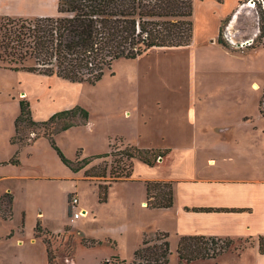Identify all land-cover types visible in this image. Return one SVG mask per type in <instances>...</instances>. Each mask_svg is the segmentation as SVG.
I'll return each instance as SVG.
<instances>
[{
	"label": "crops",
	"instance_id": "obj_1",
	"mask_svg": "<svg viewBox=\"0 0 264 264\" xmlns=\"http://www.w3.org/2000/svg\"><path fill=\"white\" fill-rule=\"evenodd\" d=\"M216 2L222 14L217 18V34L212 35V48L222 52L228 64L231 60L235 63L239 61V66L234 64V68L246 72L249 68L248 56L259 49L251 47L259 30V18L253 19L252 30L247 36L236 37L237 29L247 18L241 1L234 0L231 8H226L225 0ZM58 14V0H0V18L33 19ZM230 18L226 32L223 30L224 39L231 47L227 48L218 42V38L222 26ZM204 40L198 41L194 29L191 45L154 49L140 57L154 55L158 58L156 63L151 62L153 66L147 67V75L156 81L113 84L106 93L100 112V127L104 129L106 125L102 138L105 148L91 156L110 152L115 139L144 149L167 151L153 166L134 159L132 178L121 181L140 184L143 190L147 181L168 182L173 184L174 189V205L167 209H151L153 223L147 224L146 228L140 227L139 243L133 247V257L145 236L164 232L169 234L173 252L177 251L180 239L186 236L232 239L235 242L245 241L247 245L240 251L220 255L215 259L218 264H226L224 260H232L235 264H264V255L258 245V238L264 236V127L261 125L264 121V82L197 80L199 72L214 69L205 57L206 49L200 47L206 46L199 44ZM228 64L213 63L217 71ZM0 69L7 70L1 66ZM159 75L174 81H158L161 78ZM50 82L55 84V91L50 98H45L44 91L51 90L47 87ZM67 83L70 82L21 81L18 104L21 99H27L33 118L45 121L56 112L79 104L73 88ZM254 85L258 89H254ZM252 100L256 105L254 113L249 112ZM255 123L260 126L254 127ZM95 127L96 122L90 119L84 126L57 135V144L59 147L66 142L72 145L79 132L93 133ZM75 147L77 149L78 146ZM20 151V166L3 165L0 176V181H13L7 183L2 194L13 198L12 214L19 203L16 186L22 187L24 181L31 184L30 205L33 203L32 208L36 209L41 222L42 215L57 213V209L62 208L60 204L67 213V195L70 193L75 192L80 205L82 200L78 193L81 182H95L84 180L83 172L86 170L75 173L65 166L45 137H40L32 146L22 147ZM51 183L61 184V187L72 186L74 190L67 191L64 196V189L61 188L63 197L58 200ZM140 206L148 208L147 197L140 202ZM80 208V211L90 215L88 207ZM126 233L122 229L121 237H126Z\"/></svg>",
	"mask_w": 264,
	"mask_h": 264
},
{
	"label": "trees",
	"instance_id": "obj_2",
	"mask_svg": "<svg viewBox=\"0 0 264 264\" xmlns=\"http://www.w3.org/2000/svg\"><path fill=\"white\" fill-rule=\"evenodd\" d=\"M250 1H254L259 8L264 35V0ZM58 13L55 17L33 19L9 16L0 18V66L13 72H27L57 77L71 83L95 85L107 73L114 75L113 65L119 60H135L154 49L186 47L191 45L194 38V0H58ZM223 26L218 42L231 48L224 39ZM260 41L255 39L251 47H264V43ZM88 120L89 113L76 106L56 112L45 121H37L33 118L30 102L21 99L20 114L15 120V135L11 142L22 148L45 137L62 162L76 173L97 159L112 156L115 143L121 142L124 150L120 151V155L125 160L122 170L115 171L110 163V168L105 166L100 173H95L94 167L85 172L86 179L90 181L104 179V182L98 183L101 203L107 202L112 183L132 178L134 159L153 166L167 152L144 149L115 139L108 153L82 158L80 149L78 158L70 160L57 144L56 136L71 128L84 126ZM19 159L18 153L2 164L19 165ZM108 175L110 180L107 179ZM146 188L148 208L167 209L174 205L172 183L147 181ZM6 196L8 201L5 204ZM71 200L72 197L70 203ZM12 202L13 198L9 194L0 198V211L6 210L7 213L3 216L6 220L12 218ZM68 213L73 216L71 207ZM34 231L46 245L48 264H58L53 242L46 237L48 233L43 231L40 221ZM156 237L151 240L145 236L130 262L114 256L99 264H170L173 251L169 234L158 232ZM218 241H223L225 246H209L216 245ZM91 242L88 246L98 243L96 240ZM234 242L232 239L206 236L182 237L176 251L178 264L217 259ZM258 245L260 253L264 255V236L258 238Z\"/></svg>",
	"mask_w": 264,
	"mask_h": 264
},
{
	"label": "rangeland",
	"instance_id": "obj_3",
	"mask_svg": "<svg viewBox=\"0 0 264 264\" xmlns=\"http://www.w3.org/2000/svg\"><path fill=\"white\" fill-rule=\"evenodd\" d=\"M216 1L217 0H194V14L192 17L194 29L199 42L205 39L199 44H206V46L200 47L206 49L204 53L205 57L211 64L210 66L214 68L211 72H199L196 75L197 80L205 78L208 81H239L243 79L244 81L264 82L263 46L259 47L258 52H253L248 56L249 68L246 72H240L238 69L236 70L234 68V64L239 66V61L236 60L237 63H235V61L230 58L231 61L230 64H228L229 61H227L223 53L212 48L214 44L212 42V35L217 34V18L222 14V10L218 9L215 5V3H217ZM240 1V5L242 9L245 10L244 12L247 18L246 22H244L245 24L243 23L244 26L242 24L239 29H237L238 31H236V33L238 34L236 37L247 36L252 30L253 19L257 17L259 18V30L254 39L261 40L260 42L264 43L258 6L253 3L251 4L250 0ZM225 2L226 8H231L234 4V0H225ZM230 20L231 18L228 19L223 26L224 32H226ZM157 59L158 58L153 55L149 58L143 57L135 60H119L113 65L114 75L112 76L107 73L103 79L95 85L88 83H67L69 87L73 88L77 96L79 104L76 106L87 111L89 113V120L92 119L96 122L93 133L81 131L76 135V141L72 143L73 146L66 142L60 147L68 159L75 161L78 158L80 149H82V158H87L95 152H102V149L105 148V143L102 138L104 136L103 131L104 129L106 130V125H104V129L100 127V112L105 101L106 93L112 89L115 82L156 81L147 75V67L153 66L151 62L156 63ZM213 63H226L228 65L219 67V71H217V66H214ZM242 63H244V61ZM158 77H161L158 81H174L168 79L166 76L159 75ZM21 81L66 80L57 77H46L27 72L15 73L10 70L0 69V176L4 170L2 164L3 159L9 161L18 153L19 158H22L21 148L11 142L12 137L15 135V119L20 114L18 94L20 92L19 88H21ZM49 84L50 86L48 85L47 87L51 88V90L44 91V93H46L45 98H50V94L55 91V84L51 82ZM250 104L249 112L254 113L256 111L254 100H252ZM262 109L264 111L263 105ZM261 123L264 127V121ZM259 126V123L254 124V127ZM27 133L29 132L27 131ZM250 137L253 139L254 136L250 134ZM76 145L78 146L77 149L75 147ZM15 148L17 150H15ZM122 150H124V145L120 142H116L112 150V156L97 159L84 170L87 171L94 167L93 171L95 173H100L105 166L110 168V163L114 166L115 171L122 170L125 162L122 155H120V151ZM11 154L13 155L10 157ZM5 161L6 160H4V162ZM60 161L62 162L61 159ZM20 163H22L21 160ZM10 166L19 167L20 165L10 164ZM30 167L32 166L30 165ZM24 170H26V168H24ZM85 172H83L84 180H88L86 179ZM107 179L110 180L109 175ZM92 181L95 182H81L80 191L78 193V196H80L82 200L80 205H78V210L81 209L80 207H88L90 215H82L77 220H74L73 216H70L68 213L71 207L70 199L76 196V194L75 192L69 195H67L68 193L66 194L67 191L74 190V188L67 185L61 187V184L51 183L50 187L56 194L58 200L63 197L61 188L64 189V196L67 195L69 199L68 211L65 213L63 205L60 204L59 206L62 208L57 209V213L49 212L46 213L45 216L42 215V217H44L42 219L43 223L38 220L36 209L32 208L33 203L30 205L29 196L32 195L31 191H29L31 187V184H29L30 182L24 181L22 187L16 186L19 203L13 210L12 218L6 220L3 217L7 213L6 210L4 212L0 211V264H48L46 245L42 238H38L35 235L34 230L37 221L41 222L43 231L46 230L48 233L46 237L53 242V248L57 253L58 264H99L114 256L125 259L128 262L132 261V254L134 252L133 247L136 246L135 244L139 243L138 233L140 227L143 226L146 228L147 224L153 223L152 219L154 218L151 209L146 208V206L141 208L140 206V202L147 197L146 185L143 190V186L140 184L137 185L135 183L121 181L112 183L109 188L107 202L101 203L99 202V190L97 185L100 182H104V179H93ZM10 182L13 181H0V198L3 197V190L7 187V183ZM33 183H36V181H33ZM10 185L15 186L14 184ZM36 186L38 187L37 184ZM44 190H46V188H44ZM125 199L127 202H125ZM7 201L8 198L6 196L4 198V203L6 204ZM5 208L6 205H4L3 209ZM72 211L74 215L75 210ZM91 211H94V213H92L93 215ZM122 229H125V232H127L124 238L121 237ZM156 236L157 233L147 237L151 240H155L157 238ZM92 240H96L98 243L94 246H88L92 243ZM18 242L23 244L20 245ZM246 245L247 243L245 241L234 242L225 253L240 251ZM209 246L224 247L225 243L223 241H218L216 245L210 244ZM198 263L218 264V260H198L193 264ZM223 263L235 264L232 260H224ZM170 264H178V255L176 251L171 255Z\"/></svg>",
	"mask_w": 264,
	"mask_h": 264
},
{
	"label": "built area",
	"instance_id": "obj_4",
	"mask_svg": "<svg viewBox=\"0 0 264 264\" xmlns=\"http://www.w3.org/2000/svg\"><path fill=\"white\" fill-rule=\"evenodd\" d=\"M251 4L253 3L255 5L254 1L250 2ZM79 204V198L77 196H74L71 200V208L72 210H75L74 215H73V219H78L80 218L82 215H84L85 213H83V211H78L77 209V205Z\"/></svg>",
	"mask_w": 264,
	"mask_h": 264
},
{
	"label": "bare ground",
	"instance_id": "obj_5",
	"mask_svg": "<svg viewBox=\"0 0 264 264\" xmlns=\"http://www.w3.org/2000/svg\"><path fill=\"white\" fill-rule=\"evenodd\" d=\"M253 88L254 89H258V86L257 85H254ZM84 215H86V214H84Z\"/></svg>",
	"mask_w": 264,
	"mask_h": 264
},
{
	"label": "water",
	"instance_id": "obj_6",
	"mask_svg": "<svg viewBox=\"0 0 264 264\" xmlns=\"http://www.w3.org/2000/svg\"><path fill=\"white\" fill-rule=\"evenodd\" d=\"M263 108H264V101H263Z\"/></svg>",
	"mask_w": 264,
	"mask_h": 264
}]
</instances>
